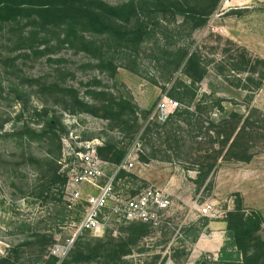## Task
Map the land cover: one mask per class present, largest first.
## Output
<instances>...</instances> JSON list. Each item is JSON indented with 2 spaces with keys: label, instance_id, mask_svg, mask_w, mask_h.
Listing matches in <instances>:
<instances>
[{
  "label": "rangeland",
  "instance_id": "1",
  "mask_svg": "<svg viewBox=\"0 0 264 264\" xmlns=\"http://www.w3.org/2000/svg\"><path fill=\"white\" fill-rule=\"evenodd\" d=\"M101 1L117 6L131 0ZM218 2L208 24L192 34L203 54L218 62L245 50L251 59H264V0ZM170 20V28H175L182 23L183 16L177 15L175 20ZM23 29L22 33L20 28L0 25V124L5 122L0 132V264H58L50 248L69 236L73 231L71 223L81 217V209L68 210L65 198L70 173L78 166L75 152L80 149V143L99 140V147L112 142L121 148L126 147L132 154L150 152L143 138L147 121H140L141 133L131 142L114 120L103 118V106L111 104L113 98L124 97L150 116L164 97L179 102L174 83L183 75L179 71L167 82L163 63L151 58L146 49L149 45L144 44L134 63L118 59L116 62L120 67L115 76H111L97 66L96 59L78 44L67 41L64 35L59 39L50 32L45 40L35 37L28 41L24 36L33 27ZM187 35L188 32L182 39L186 40ZM158 38L159 45L165 43L160 36ZM96 40L98 45L106 48L113 45L109 39L105 40V36H97ZM180 40L177 37L169 43L176 44ZM150 45L154 47L155 42ZM129 65H133L136 71L129 69ZM213 65L209 66V74L199 85L200 93L213 90L226 100L222 102L224 112L214 110L207 115L190 108L194 114L193 117L188 115L190 120L204 119L203 128L195 127L193 132L199 135L196 142L201 143V148L192 150L186 147L181 153L167 151L170 158L149 161L153 165L148 167L149 170L142 165L144 162L139 161L138 155L135 168L124 176L126 183L121 184L123 189L138 193L152 184L161 187L168 180L162 187L170 188L174 209L182 207L172 215L175 222L176 215L188 220L197 213L191 204L198 208L207 202L213 203L222 213L219 219L225 220L227 213L239 206L244 214L257 211L264 217V84L258 90L252 85L249 90H244L243 86L237 88L230 81L236 73L231 70L226 81L217 76ZM246 76V73L241 74V78ZM250 92H254L251 101L247 99ZM25 107L23 121L38 122L33 115L36 107H46L61 116L65 131L62 133L58 174L66 178L65 183L57 181L48 185L52 175H45L40 168L43 157L54 149L52 145L38 141L21 143L15 136H3L5 132H13L17 115ZM232 112L239 114L240 127L246 125L244 137L239 142L245 147L235 152L241 156L246 149L245 154L252 155V158L247 162L232 156L229 142L222 147L224 152L217 158V165L207 179L198 183L200 172L206 171L203 167L214 161V158H208L214 155L211 148H221L219 142L208 145L210 139L219 140L215 129L209 130L208 122L229 121ZM166 122L159 124L164 126ZM179 125L183 126L179 135L188 138L189 126L184 121H179ZM163 131V128L153 127L148 138L155 142L158 138L157 144H161L159 134L164 136ZM29 153L34 158H26L24 154ZM150 173L152 181L147 180ZM175 175L185 182L184 187L175 189L176 194L171 190L176 185H170ZM92 192L84 188L83 197ZM79 204L83 207L84 200ZM133 226V223L114 224L101 234H83L64 264H186L189 248L199 231V228L187 231L185 226L174 223L173 227L161 232L148 228L146 235L135 238ZM259 236L264 240V222ZM228 253L233 258L238 256L235 251L229 250Z\"/></svg>",
  "mask_w": 264,
  "mask_h": 264
},
{
  "label": "trees",
  "instance_id": "2",
  "mask_svg": "<svg viewBox=\"0 0 264 264\" xmlns=\"http://www.w3.org/2000/svg\"><path fill=\"white\" fill-rule=\"evenodd\" d=\"M218 4V0L196 3L180 0H131L117 6L101 0H0V25L20 28L22 33L24 27H33V30H29L24 36V39L28 41L34 40L35 37L45 40L50 32L56 34L59 39L64 35L67 41L78 44L81 49L96 59L97 66L108 71L111 76H115L120 67L116 62L118 59H128L134 63L144 44L149 45L146 47L148 55L157 59L159 63H163L164 79L167 82H170L180 71L183 78L177 77L174 83L180 107L164 126L156 122L146 124L143 138L150 152L138 155L140 162L148 163L151 160L170 158L167 151L181 153L180 151L186 147L192 150L201 148V143L196 142L199 135L193 132L195 127L203 128L204 119L190 120L188 115L191 117L194 115L190 112V108L196 109L199 114L207 115L214 110L224 112L222 102L226 99L219 96L218 92L211 90L209 93H200L199 85L209 74L210 65L214 64L213 68L217 76L226 81L229 79L227 75L231 70L236 73L234 79L230 81L237 88L243 86L244 90H249L252 85L254 90H258L264 84V59H251L244 50L235 57L230 55L227 60L217 62L215 59L207 58L201 46L196 45L192 34L208 24ZM177 15L183 16L182 23L174 26L175 28H170V19L175 20ZM187 32V39L183 40L182 37ZM42 33L43 36H41ZM97 36H105V40L109 39L113 45L107 48L104 45H98ZM158 36L165 43L159 45ZM177 37L181 40L170 45V40ZM152 41L155 42L154 47L150 45ZM128 67L136 71L133 65ZM242 73H246L247 76L241 78ZM253 97L254 92L247 95L249 101L253 100ZM73 98L77 100L78 96ZM102 109L103 118L114 120L115 125L127 134L131 142L141 133L140 121L148 122L149 114L124 97L113 98L111 104L103 106ZM26 110V107L22 108L17 115L13 132H5L3 136H15L21 143L30 144L38 141L52 145L54 149L49 150L43 157L40 168L45 175H52L48 185L57 181L65 183L66 178L58 174L60 167L58 161L63 145L62 133L65 131L61 116L46 107L41 109L36 107L33 109V115L39 120L34 123L22 120ZM239 119V114L232 112V119L229 121L217 123L209 120V130L215 129L220 141L210 139L208 145L213 146V143L219 142L221 148H211L210 151L214 152V155L208 158H214V161L203 167L206 171L200 172L196 182L207 179L217 165V158H220L224 152L222 147H226L229 142H231L232 156L242 158V161L251 160L252 155L245 154L246 149L241 156L235 152L236 149L243 150L245 147V145L240 146L239 142L244 137L246 125L240 127ZM179 121H184L189 126L186 139L179 135L183 131ZM4 123L0 124V132L3 130ZM153 127L165 130L164 136L159 134L161 144H157L158 138L156 142L148 138L151 136ZM195 143L198 146L195 147ZM98 153L103 159L113 164H120L128 150L126 147H119L117 143L108 142L98 147ZM24 155L26 158H34L31 153ZM127 174L122 172L121 176L124 178ZM225 220L228 240L221 249L219 260L202 259L198 264H264V240L259 236L264 222L263 215L257 211L244 214L239 206L228 212ZM133 225L132 235L135 238L146 235L148 228L152 229L146 223L139 222ZM229 250L235 251L238 256L233 258L232 254L228 253Z\"/></svg>",
  "mask_w": 264,
  "mask_h": 264
},
{
  "label": "built area",
  "instance_id": "3",
  "mask_svg": "<svg viewBox=\"0 0 264 264\" xmlns=\"http://www.w3.org/2000/svg\"><path fill=\"white\" fill-rule=\"evenodd\" d=\"M179 106L178 101L164 97L149 116L148 123H165ZM99 145V140L83 142L75 152L78 166L70 173L65 198L68 210L81 209V217L71 223V234L50 248V253L58 259V264L68 258L76 241L83 234H101L114 224L141 222L159 232L173 227L174 223L181 227L178 220L175 222L172 217L175 215L174 201L164 188L152 184L134 193L121 187L122 182L126 183L121 176L122 172L133 171L138 154L128 152L120 164H113L99 155ZM142 165L145 167L146 164ZM84 188L93 192L83 197ZM81 200H84L83 207L78 206ZM199 214L213 219L222 217V213L210 202L199 207ZM218 256L204 253L200 261H218Z\"/></svg>",
  "mask_w": 264,
  "mask_h": 264
},
{
  "label": "crops",
  "instance_id": "4",
  "mask_svg": "<svg viewBox=\"0 0 264 264\" xmlns=\"http://www.w3.org/2000/svg\"><path fill=\"white\" fill-rule=\"evenodd\" d=\"M152 163H146V170H149L148 167H152ZM151 175L148 174V181H152L151 178H149ZM168 181V180H167ZM167 181L161 185L166 186ZM153 183V182H152ZM175 184L176 186L174 188H171V190L176 194L177 192L175 189L177 187H184L185 182L183 178L179 179L178 176H174L171 179L170 185ZM155 185V184H153ZM157 186V185H156ZM168 193L170 188L165 189ZM170 194V193H169ZM193 209H197V213H194L191 215V218H188V220L179 219L178 215H176V218L178 222L180 223V226H185V228L188 230H193L195 228H199L198 236L195 238V240L192 241V245L190 246V254L187 259V263L189 264H198L200 261V257L204 253H211V254H221V249L225 245L228 237H227V222L224 219H218V220H210L207 217H201L199 214V207L197 208L196 205L191 204ZM182 207H178L177 209H174V211H179ZM165 253H168L167 250H165Z\"/></svg>",
  "mask_w": 264,
  "mask_h": 264
}]
</instances>
